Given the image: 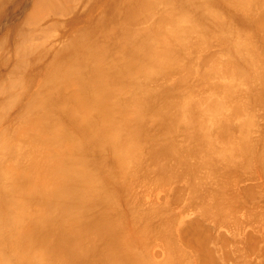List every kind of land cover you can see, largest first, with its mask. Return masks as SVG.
<instances>
[{
    "label": "bare ground",
    "instance_id": "bare-ground-1",
    "mask_svg": "<svg viewBox=\"0 0 264 264\" xmlns=\"http://www.w3.org/2000/svg\"><path fill=\"white\" fill-rule=\"evenodd\" d=\"M234 3L241 4L238 5L241 6V8L234 7L237 10H232V8L230 9V6ZM214 4L220 7L222 6L227 12L228 16H230L232 20H234L238 24H241L242 26H246L248 24V20H250V23H252L250 16L251 18L255 17L254 19L256 20V17L259 15L257 18L258 22L255 21L258 26L256 27L254 24L256 28L253 27L254 29H251L257 30L258 27L261 26L259 29L261 30L262 28V30H264V27H262L264 26V12H261L264 11L262 10L264 6H261L264 5V0H0V264H153L154 262L150 263V260L146 257V259L143 260L144 256L140 255L141 252H139V254L135 253L138 248L136 247V249L134 245H132L133 243L131 244V241L128 240L123 234L126 230H123L125 225H123L124 227L122 228V223L124 224L125 222L121 223V221L119 220L116 221L115 219H110V216H113L114 214L112 212L113 209H111L112 213H110L109 205L107 208V204H105V202L107 200L108 202L110 201V196L112 197L113 192L108 189L105 183L102 182L101 184V182H98L100 172L104 170V173L108 171H110L111 173L113 172L112 167L124 166L126 165L128 160L131 159V162H134L133 164L136 170H139L140 174L143 175V178L152 176L149 173L152 174V172H154L157 173V177L158 173H160L159 175L161 178L165 177L166 179H168V177H166L168 174L166 173L170 170L172 172L176 170L175 172L178 171L177 173L179 174V176L178 174H176V176L174 175L175 173H171L173 175H170L172 179L174 176L179 177L180 179V175H184V177H181L182 179L185 178V176H188L187 179L191 176L190 178H192V180L188 179L187 181V179H185L186 182H188V184L192 183L194 184V186L195 184H197V187H192V184H190L191 187L189 186V193H191L193 190L194 192L192 193H199L201 192L200 190H203L202 192L207 191L208 193L206 192V195H208L210 192L217 193L221 190V188H223L226 181L233 180L230 176L228 177L227 175V177L229 178L228 179L226 175L223 174L225 172L224 168H226V174L230 173V175H232L233 177V172L235 170H241V168L238 169L239 167L236 164L241 166L243 164L246 165L253 162L252 158L249 160L252 155H249L248 158V155H246L245 153L248 152L249 154L250 148L253 145L255 146V143L259 142L258 140L261 137L257 134V136L260 138L256 139L257 141L254 138L257 137L256 133L258 132V127H256L255 129V135L250 134V131L248 130L247 131L249 132V134L245 132V127L250 125L248 123H250L253 118H257L255 115H253V113L248 112L250 110L248 108V105L250 104L246 103L248 99L246 100V102L243 101L246 99V97L243 99V95L245 93L243 92V90L242 94L241 90L245 89V86L244 88L238 86L240 85V82L242 83L244 81V79L247 80L246 78H244L246 77V75H244L242 68H238L239 63L236 59L235 61L231 55H229L230 59H232L231 62L233 63L234 60V62H236L234 63V65L237 64L236 66H234L233 64L231 65V63L229 66H227L228 61H230L228 60L229 56H226V59L223 53L222 55L225 58H223V60L228 61L222 62L223 60L220 57L222 56L221 53H219L220 56H217V52L221 51L220 49L222 48H220L219 50L216 49L217 55L215 56L213 54V51H211L213 58L216 56L218 58L220 57L219 59H221L222 61H219L220 65L221 62L223 63L222 67L218 64V59V63L216 65V60L214 61L215 58L213 59L212 55L210 56V54H207V56H205V54L204 57L206 58L204 60V57L202 56L203 53L201 51L202 49L198 48L201 44H203V46H207L204 43H199L200 40L201 42H206V39H203L205 36L204 34H206L204 33V26H206V23L214 25L221 23V18H218V20L213 15L216 12V16L219 17V15H217V9L213 11L211 10L212 13L209 12V9H211ZM244 4L246 5L243 7ZM204 5H209L212 7H207L209 11H204ZM231 7H233V5ZM257 9L261 10H259V12H256L258 11ZM208 14H210L212 18L214 17V22L209 21L211 17ZM251 14H253V17ZM260 16L261 20H259ZM218 26L219 24L217 25V27ZM219 29L220 31L224 30H221V26ZM196 30H200V33L198 31L196 32ZM252 30L248 29L247 31L250 33ZM256 30L252 32L255 33ZM245 31L246 30H244V32ZM258 31L259 30H257V33H255L256 35H252L256 37L259 33ZM226 32H228V30ZM197 33L199 34L197 35ZM222 34L224 35V32ZM246 34L249 35V38L251 37V34ZM202 35L204 36L202 37ZM262 35L263 34H261V36ZM196 36H200V39ZM215 36L217 38L220 37H218L217 35ZM194 37H196L197 39ZM262 37V39H264V35ZM192 38L193 40L191 41ZM253 38L254 37L249 39H252L251 44L254 43ZM196 40H199V44ZM246 40L247 39H245V42ZM213 41H210V43H213ZM194 42L199 45L197 49ZM256 42L258 41L256 40ZM256 42L255 45H258L259 43L256 44ZM259 42L262 43V41ZM248 43H250V41ZM224 45L226 44L224 43ZM203 46L201 45L200 47ZM260 46H262V44ZM254 47L258 48L259 45ZM193 48H195L196 50ZM206 48L210 49V47H204L203 49ZM263 48L261 47L260 49L264 50ZM256 50L258 51V49ZM193 51H195L194 53L199 54L196 55L193 53ZM203 51L205 53V50ZM191 53L192 57L190 56ZM200 53L202 54L200 55ZM225 54L228 55L227 53ZM193 55L196 61H199L197 59L199 55L201 57H199V59L202 60L200 61V64H198L200 67L195 64L198 68L196 69V71L192 68L195 67L194 64H192L193 66L187 65L190 64V62H193L188 61L190 60V58H193ZM209 58H211L213 61H210ZM182 61L184 62V64L181 63ZM205 61L206 63L208 61L209 62L207 64H204ZM180 63L182 66L180 65ZM201 65H205V67L207 65L209 66L207 69V67L205 68L203 66L201 68ZM176 66L178 67L176 68L177 71L175 70L176 74H174V69ZM180 67H183L182 72H178V69H180ZM200 68L201 70H203L201 71L202 75L199 74ZM203 68L206 72H204ZM171 69L173 70V72H166L167 70L172 71ZM230 69H234L236 71V74L233 73L235 71L232 70L231 72ZM157 72L160 73L158 74ZM183 72L184 74L187 73V75L185 76L184 74H182ZM153 73L158 76L155 77ZM166 73L167 75L168 73L170 75L171 73H173L172 75L179 76V79L176 77L177 88L179 87L178 82H186L185 84L180 83L181 89L186 88V91L187 83L190 85L195 79L196 85H194V83L193 86L191 85L190 87L187 85L190 89L193 87L194 89L192 88L193 90H191L195 91V93H197V91L199 92L200 90L203 91L204 89L206 91L207 89L205 86L207 83L208 87H210L211 84L210 88L214 91L209 90L208 88L210 93H204H207V95H204L203 93H197L196 95L192 93L188 88V90L190 91L189 96V91H186L185 93V91H183V89H179V87L178 89L179 91H181L180 93L179 91H175L178 89L174 85L175 81H172L173 76L171 78V76L168 75L170 76V79H166ZM189 73H191L192 75ZM150 74H153L152 76H154V78L151 77L152 79H154L151 82L148 80L150 79L148 77ZM163 75H165L166 77H162ZM188 75L190 76V78L188 77ZM195 75H200L199 79L201 80L202 78V80L204 81L202 82L197 79L196 82L197 76ZM260 75H262V79H264V73L261 74L260 72L259 77H261ZM191 76L194 77V79ZM160 77L161 80L159 79ZM186 77L191 81L189 80V82H187L188 80ZM155 78H158L160 81L156 80ZM213 78H216L217 81H215L216 79L212 80ZM219 79H222L221 82L225 80L227 83L225 81L221 83ZM232 79H234V81H232ZM237 79H239V81ZM142 80H144L145 83ZM146 80H148V83L146 82ZM162 80L164 81L161 82ZM167 80H170L171 83L174 82V84L172 83L171 85L170 83H168L170 84L168 85ZM211 80L215 82L210 83ZM236 80L237 82H239V84H236ZM158 81L159 84L163 85V87L165 88H163L161 85L159 87V84L157 83ZM218 81L220 83H218ZM153 82H155L153 85H155L156 87L151 86L149 88L147 84L149 85V83L152 84ZM201 82H206V84L204 83V85ZM165 83L168 86H166ZM197 83L201 84L198 85ZM219 84H222V86H220ZM197 85L199 87L202 85V87H200V90ZM203 85L205 87L204 89H202ZM73 86L75 87L73 88ZM116 86L118 87L115 88ZM169 87H172L173 90ZM196 88L197 91L195 90ZM69 89L72 90L69 91ZM115 90H118L120 92L123 91L122 93H128L129 97H125L127 96V94H123L122 97L125 98H119L118 100V94ZM130 90H134V92L136 90L135 94L133 92L129 95ZM182 91L185 93V96H183ZM254 91H256V89H254ZM137 92H139L140 94H138ZM177 92H179V94H177ZM247 93L248 92H246L245 96L247 95ZM131 94L134 95L132 96ZM192 94H194L195 96ZM186 95L187 99H185ZM130 96H132V98ZM188 96L190 97V99L188 98ZM245 103L248 107L245 105ZM255 107H257V105H255ZM263 108L264 107H261L262 111H264ZM247 109L249 110L247 111ZM115 111L119 112V115L121 116L120 121H118L116 117H114L116 113ZM148 111L150 112L148 113ZM250 111H252V109ZM255 111L256 110H254V112ZM153 113H155V115L157 114V116L154 117ZM244 113H248V119L244 118ZM147 114H150V116H152L153 118H147ZM258 115L259 114H257V116ZM261 115L262 114L260 113V116ZM248 116L246 115V117ZM251 116L254 117L252 118ZM149 118H152V120H154V123L149 120ZM254 119L252 121H259L258 119ZM148 121H151L150 123H152V128L151 124L148 123ZM155 122L158 124L155 129H163L162 131L160 130L161 132L158 131L159 134H154L156 132V130L154 129V125L156 126ZM236 122H238L241 127H239ZM235 123L237 125V132L239 128L241 131V134L237 133V135L239 134L238 139L234 138V135L236 134L231 133V131H233V127H235L233 126V124L235 125ZM159 124H163V128L161 125V128H159ZM148 127L149 129H147ZM150 128L152 130L154 129L155 132H152ZM248 129L250 130L253 128L248 127ZM147 130H149V132L154 135H151L150 133L148 134ZM253 132L251 130V133ZM183 133L186 134L188 141L184 138H181ZM245 135L254 136V139L251 136L248 138L249 140L250 138L255 140L254 144H252L253 141H249L248 139H246ZM178 137L179 141L176 142L174 139ZM183 139L188 142L187 145H185L186 142H184ZM147 140L149 142H147ZM182 140L184 143L180 142ZM146 142L150 144V148H153L152 150L149 149L150 151L146 150L149 153H145L146 156L150 154L151 160H149V157L148 159H146L149 160V162L152 161L151 164L153 168L148 167L149 164L148 166H146L145 163L143 165V161L140 158L142 157V155L143 158L146 157L144 153H142L141 155L136 154V150L139 147L141 148V145L144 143L146 146ZM219 142H221L222 144H219ZM249 142H251V144ZM152 144L157 148L154 149L155 146L152 147ZM190 144L193 145L190 146ZM262 145L263 143L261 142V146ZM253 147L251 149H253ZM255 148L256 146L254 147V150ZM137 155H140V158ZM262 157L264 158V156ZM247 159L248 162L246 161ZM259 161H261V159ZM235 165L238 168H235ZM231 168L232 170L234 168L232 174L231 172H229L231 171ZM198 169L199 171H197ZM203 169H207V171H204ZM179 170H182L184 174L182 173V171H180V174ZM200 170L204 171L203 173H211L207 174L208 177L204 174L208 178H206L207 181H204L205 176L203 175V173H200ZM195 171L197 172V174L200 173L199 176L195 175ZM221 171L223 173H221ZM214 173H217V176ZM247 173L250 174V172L248 171ZM253 173L251 175H253ZM108 174L106 173L107 177ZM201 174L203 177L201 176ZM213 174L215 175V177ZM223 175H225V178H222ZM237 175H239V173ZM113 176L116 178L115 175ZM200 176L203 178V180ZM109 177L111 178V174ZM197 177L200 180H197ZM218 177L222 180H226L227 178L226 181L223 180L224 182H222V187H219V185L222 183L221 180H217ZM238 177H240V175ZM127 179L131 181V179ZM189 180L191 181L189 182ZM194 180L196 183H193ZM175 181L176 178L172 182ZM218 181L220 182L218 183ZM231 181H228V183L231 184ZM211 182L214 183V186H216L215 188H211L212 186H209L212 185ZM205 184L206 187L200 188V186H205ZM235 185L237 188V182H235ZM208 186L209 190L214 189L215 191H209ZM227 186L226 189H229V187L227 188ZM233 186H230V189ZM248 187L249 186L245 187L247 188L245 189L246 191L248 190ZM184 188L185 187L183 186V190ZM254 188L255 185L251 189ZM223 189L225 190V186ZM223 189L221 190L222 192H218L217 195H224L225 193L228 194V191H224ZM233 189L234 187L232 188V190ZM126 190H128V188ZM180 190L178 188L179 192H183L181 188ZM239 190L240 189H238V191ZM245 190L243 192H245ZM97 192L98 194H96ZM182 194L181 196H183ZM249 194L247 198H250L253 195L251 193V195L249 196ZM193 195L194 194H191V196ZM235 195H227L226 197L230 198L233 196L235 199ZM243 195L244 194H242V196ZM254 195H258V192ZM103 196H105L106 199H109H105V201ZM184 196L186 197V194ZM213 196L215 195L212 194L211 196H209L207 201H205L206 199H204L203 197L199 198V200L202 199L201 201H203V203L200 201L199 205H193H198L201 207H199L201 210H197V213L201 211V215L205 213L217 219L221 217L224 218L225 214H230V216H232L231 212H237L236 209L234 211H231L233 207L230 208V203H234L232 201L233 197L230 198V202L228 201L229 198L227 199L229 203L227 205V203H222L223 199H219L221 200V204L217 202L219 200L215 201L216 203L210 201L209 199L211 197V199H213ZM237 196L239 197L238 194ZM195 197L196 196L194 195L193 197H191V199ZM197 197H199V195ZM175 198L176 197H174V199ZM179 198H176L175 200L178 199L179 202ZM187 198L189 197H186L185 200H188ZM182 199H180V202ZM195 199L193 200L197 202L198 199ZM236 199V202H238V200H240V197L239 199ZM103 200L105 201L104 203ZM161 200L163 199L161 198ZM173 200L171 199L170 203ZM209 202H212L213 206L215 204V207L217 203L220 207L222 206V204L227 205L226 207L228 208H224L225 206H222L223 210H221L225 214L223 212L219 213L217 210L213 212L214 210L212 209H214V207L212 206V203H210L211 205L209 206H212L213 208L207 206ZM224 202L226 201L224 200ZM249 202L245 203L247 205V208H249ZM110 203L113 202L110 201ZM159 204L158 206L155 205L154 209L158 208L160 206ZM203 204L207 205L204 206ZM96 206H100L106 212H104L100 207H98L100 208V210L95 209ZM233 206L236 207V205ZM151 207L153 206L151 205L150 209ZM168 207L169 206H166V208ZM220 207L218 208L221 209ZM117 208L119 207L117 206ZM197 208L198 207H196V209ZM208 208L212 209L209 210ZM240 208L242 209V207ZM92 209L94 210V212ZM207 209L210 212H213V214L211 215L207 213ZM225 209L228 210L227 213ZM91 210L94 214L99 213V215L95 214V216L94 214H92ZM96 210H102L101 212L103 213L98 211L95 212ZM107 210L109 216L107 215ZM184 210L186 211V209ZM229 210L231 212H229ZM158 211L156 214L159 216L160 213ZM164 211L162 212L165 213L166 211ZM244 211L245 210H243V212ZM249 211L250 210L246 212ZM154 212L156 211L154 210ZM216 212L218 213V217L214 216L216 215L214 214ZM253 213L255 214V212ZM219 214H221L220 217ZM238 214L236 215L237 217L234 216L235 214L233 215V217L237 219ZM254 214L251 215L250 212L248 217L250 218V215L254 216ZM157 215H155L154 217L156 218ZM163 216L165 218L167 217L164 214ZM163 216H161L160 218H163ZM230 216H226L227 222L229 218L231 219ZM114 218L116 217L114 216ZM165 218H163V220ZM204 218L200 219L203 220ZM246 218L245 222H247ZM168 219L169 221L171 220L169 217ZM200 219L196 218L197 221H199ZM155 220H152L150 224H152ZM196 220H194L193 218V220L190 219L188 222L192 221L193 225H191L194 226V222H196L195 225L198 223ZM213 220L215 221V219ZM241 220L242 218L239 221ZM164 221L165 222L162 221V224L165 223L163 225L169 227L165 228L166 230H164L167 232L170 229L171 232L172 230L170 224L172 220L170 222L168 221V225L166 224V220ZM222 221H224V219H221L220 223H222ZM157 222H159L160 224V221ZM206 222L207 221H205V224ZM229 222L234 221L232 220ZM229 222L226 224L227 226H230L232 224L231 223L229 225ZM220 223L217 224L220 225ZM224 223L225 222H223V224ZM236 223H238V225H241L238 221ZM199 224L201 226V223H198L197 225L199 226ZM139 225L141 226V224ZM187 225L188 227H190L189 224L184 225L185 229L183 232H193V229L191 228L192 226L188 228ZM232 225L235 224L233 223ZM157 226L158 224L156 225V227ZM200 226L199 228H203ZM231 227L235 228L237 226H230V229ZM240 227H242V225ZM162 228L163 227L159 229ZM122 230L123 233H121ZM195 230L196 232L191 233L193 237L191 236V234L187 233L188 237L186 238L185 234L184 237L188 240V242L189 240H192V238L195 241H191L189 242V244L187 242L188 245H186L189 246L190 243L191 245L192 243H199L197 244L198 248L194 247L195 250L197 248V251L201 250L200 247L202 246L204 248L205 243H207V246L209 247L210 245L207 240H209L211 235L206 240V236L200 235V233L203 230L201 234H206L210 229H206L207 231L205 232V228L197 230L196 226V229H194V231ZM233 231L235 232L237 231V229H233ZM233 231L231 232L233 233ZM221 232L223 231H220V233ZM153 233L155 234V232ZM195 233H199V237L197 235V237L194 238V236H196ZM220 233L218 232V236H220V238H217V235L214 233L215 238L218 239V242L221 241L219 239L223 238V241H221V243H225V240L228 237H224L225 233L223 234V237H221V235H219ZM238 233H240V231ZM252 233L253 232H251L250 234L253 235ZM120 234L121 236L119 237ZM166 234L168 235V232ZM206 235L208 236L209 233ZM241 235L239 236L241 237ZM122 236L125 238H123ZM169 236L171 237L172 234L166 236L170 240L171 238ZM173 236L172 240H175ZM179 236L181 237L182 235ZM234 236L233 241L235 239L237 240V238ZM189 237L192 238L190 239ZM201 237L202 239H204L205 237V240H202ZM128 238L130 239V237ZM161 238L160 240H162ZM185 238L184 240H182L183 244L186 243ZM217 239H213L212 237L211 240L210 238V244H212V242L215 240L216 246L218 248H220L221 246L220 249L225 248V252L233 248L232 245L230 248H227L229 247L227 245L225 247H222L223 245H221L220 242V246H218L219 244H217ZM169 240L167 241L169 242ZM252 240L250 241L249 239H247V241H250V243L252 242ZM203 241L204 245L201 244L203 243ZM241 241L242 240H239V243L238 241L234 242L242 244L243 241ZM141 243L143 244V242ZM170 243L172 242H169V245L171 246ZM214 243L213 245H215ZM257 243L259 244V242ZM166 244L167 242H165L164 245ZM172 244H175V242ZM245 244L247 245V243ZM213 245H211L212 250L214 249V247H212ZM228 245L230 244L228 243ZM172 246L174 247V251L175 249H178L177 245L176 247L175 245ZM207 246H205V248L209 249L210 247L208 248ZM248 246H250V244ZM173 247H170L169 251H171ZM217 247H215V249L213 250V252L216 250L218 254L217 257L216 254H212L214 257H216V259H219L218 257L221 258V256L225 257L223 255L226 254V258L230 259L231 255L235 256L234 254L242 252L240 251V249L238 250V248L234 246L235 249L233 248L231 253L236 251L235 253L228 255V253H223L221 250V253H223L222 255L220 254V249H217ZM7 248L10 252L9 255L6 254ZM211 248L209 249L210 252L207 251V253H212ZM251 249H253V247H251ZM178 250L175 251V254H172L176 255L178 253ZM197 251L195 253H197ZM204 251L205 249L203 250V253ZM201 252L202 251L198 252L195 255V260H198L199 256L197 255L199 253L203 255V253ZM207 253L205 252V254ZM180 254H182L183 256V252H181ZM237 254L235 256V259L233 258L234 260H236ZM212 255H203V258L204 256L209 258L212 257ZM242 255L245 256L246 254L243 253ZM177 256L174 257L177 258ZM246 256L248 257L249 255ZM262 256H264V254ZM214 257L211 258L213 263L210 258L206 259V261H211V264L217 263L216 261H218L217 264H219L220 262H222L221 260H224V262L225 260L229 261L226 258L216 260ZM242 257H238L239 261L244 258ZM181 258L182 257L180 255V258L178 257V259H175V262L177 260L179 262ZM248 258H246L245 260H247ZM185 259L186 258L184 257V260ZM251 259H249V261H252ZM146 260H148L149 262H146ZM257 261L258 260H256L255 262ZM175 262L173 263L175 264ZM236 262L238 261L236 260ZM239 263L243 264L242 262ZM200 264H202V262ZM205 264H210V262H206ZM250 264H252V262Z\"/></svg>",
    "mask_w": 264,
    "mask_h": 264
},
{
    "label": "rangeland",
    "instance_id": "rangeland-1",
    "mask_svg": "<svg viewBox=\"0 0 264 264\" xmlns=\"http://www.w3.org/2000/svg\"><path fill=\"white\" fill-rule=\"evenodd\" d=\"M236 3H234V4H232L233 5V7H231L230 6V9L232 8V10L234 9V10H237V9H235L236 7H240L241 8V6H238V5H241V4H236ZM246 4H244L243 5V7L245 6ZM262 7L264 6V5H261ZM211 8L212 6H206V5H204V11H206V10H208V8ZM235 7V8H234ZM242 7V8H243ZM219 8V9H218ZM217 9V10H216ZM210 10V11H209ZM208 11L209 12H211L212 13V11L213 10H216L217 11V15H219V17L218 16H216V12L213 14L214 15V17H216L217 19L218 18H221V23H218L219 24V26L217 27V25L218 24H216V25H214V24H210V23H206V26H204V33H206V34H204V35H202V37L204 36V38L203 39H206L205 41L206 42H204V41H202L201 42V40L199 41V40H196L197 41V43H198V41H199V43L201 44V43H204V44H206L207 46H203V44H201L203 47H200L199 45H197L195 42H194V44L196 45V49H197V47L199 48V49H202L201 51H202V53H200V55L202 54V56L204 57V55L205 56H207V54H210V56L212 55V53H211V51H213V54H214V56L215 55H217V53H218V55L217 56H220V54L219 53H221V55H222V53H223V55L225 56V58L227 59V57L229 56V55H231L233 58H234V60L236 59L237 60V62L240 64H238V68H242V70H243V73H244V75H246V77H244V78H246L247 80H245L244 79V81L241 83L240 82V85H238L239 87H243L244 88V86H245V89H240L241 90V92L243 91L245 94H246V92H248L247 93V95L245 96V94L243 95V99L246 97V99L245 100H243L244 102H246V100L248 99V101H250V102H246V103H248V104H250V105H248L247 106V104L245 103V105L251 110L252 109V111H250L249 109H247V111L248 112H251V113H253V115H255L257 118H255L256 120L258 119L259 121H252L254 118V116L252 117V118H250V119H252L251 121H250V123H248V124H250L249 126H246L245 128V132L247 133V134H249V132L248 131H250V134H254L255 135V133H256V127H258L257 129H258V132L256 133V136H257V134L261 137H254V136H251L252 138L254 137L255 138V140L256 139H258V138H260L258 141L259 142H257V143H255L256 145V148H255V150H254V147H253V149H251L250 148V150H249V154H248V152H246L245 154L246 155H248V158H249V155L251 156L252 155V157H250L249 158V160L252 158V163H248V164H243V165H238V164H236L235 166V168H238V169H240L241 168V170L239 171L238 169V171H234V168H233V170H232V168H231V171H229V172H231V174H232V171H234L233 173H234V176L232 177V175H230V173L229 174H226V168H224V173L221 171V173H223V174H225L226 175V177H227V175H228V177L230 176L233 180V183H232V181L231 180H228V181H231L230 183L231 184H229L228 183V181H226L227 180V178H226V180L225 179H223L224 181H226L225 183H227L228 184V186H227V184H225L224 183V186H225V190L226 191H228V194H226L224 191V186H223V183L222 182H224L222 179H219V177L217 178V180L219 179V180H221V183L222 184H220L219 185V187L222 185L223 186V188H221V190L223 189L224 191V193L226 194V196L227 195H232L233 194V196L235 195V199L236 198H238L239 199V197H240V200H238V202H236V200L234 199V197H233V199H232V201L234 202V203H230V208H232L231 209V211L233 210H237V212H235V213H233V212H231L230 210H229V212H231V214H232V216H230V214L229 215H227V214H225L223 211H221V210H223V207L222 206H225L224 208H228V207H226L229 203H228V201L229 200H231L230 198H232V197H226L225 196V194L224 195H222V194H219V195H217V193L218 192H222L221 190L220 191H218L217 193L216 192H210L208 195H206V192L204 191V192H202L203 190H200L201 192H197V193H192V192H194V190L191 192V193H189L190 192V187H191V185L190 184H192V183H190V184H188V182H186V180L185 179H187V177L185 176V178H181L182 176L184 177V175H180L181 177H180V179H179V177H176L177 175L176 174H178L177 172H175L174 170V172H172L171 170L169 171V172H165L166 174H168L166 177H168V179H166L165 177H160V173H158V177H157V173H154V172H152V174L151 173H149L150 175H152V176H149L148 178H146V177H144L143 178V175H141L140 174V172H139V170L137 171L136 170V168H135V166H134V162H131V159H129L128 160V162L126 163V165H124V166H114V167H112V170H113V172H111L110 173V171H108V172H106L107 174H108V177H107V175H106V173H104L105 171L104 170H102V172H100V175H99V177H98V182H101V184H102V182L103 183H105V185H107V187H108V189L111 191V192H113V194H112V197L110 196V201L111 202H113V203H110V201L108 202V200L107 199H109V198H105V196H103V198H104V200L106 201H104L103 200V203L105 202V204H107L106 206H107V208H108V205H109V212L110 213H114L113 214V216H110V219H112V220H116V221H121V223L122 222H125L124 224L122 223V228L124 227L123 225H125V227H124V229L123 230H126V231H124V233H123V230L121 231V233H123L124 235H125V237L128 239V240H130L131 241V244L132 245H134V247L137 249V251L135 252V253H137V254H139V252H141L140 253V255L141 256H144V258H143V260H145L146 258L147 259H149L150 260V263L152 262H154L153 264H174L173 262H175V259H178V257L180 258V255H181V260H179V262H178V260L175 262V264L177 263V264H200L201 262H202V264H205L206 262H210V264H211V258H213L214 256V254H216V257H217V252H216V250L213 252V250L215 249V247H217L216 246V241H215V243H214V241L212 242V244H210V238H211V240H212V237H213V239H217L218 237L220 238V236H218V232L220 233V231H223V232H221L219 235H221V237H223V234L225 235L224 237L225 238H227L226 240H225V243H221V241H223L222 239H219V240H221V241H219L220 243H221V245H223L222 247H225L226 245L227 246H229V247H227V248H230L231 247V245L233 246V248L235 249V247L236 248H238V250L240 249V251H242L243 253H245L246 255H249L248 257L246 256V258H248L247 260H245L246 258H245V256H243L242 254V252H239L238 254L239 255H241V256H239L237 253V258H236V260L238 261V262H236V260H234L235 259V256H236V254H234L235 256H232L231 254H233V253H235V252H232L231 253V251H232V249L230 250L229 249V251L227 250L226 252L224 251L225 250V248H223V249H220L221 248V246H220V244H219V242H218V239H217V244H219L218 246H220V248H218L217 247V249H220V254H222L223 255V253L225 252V253H228V255H231L230 256V259H228V258H226V256H227V254L226 255H223V256H225V257H222L221 256V258L223 259H228L229 261H227V260H225V262H224V260H221V258L220 257H218L219 259H216V257H214L216 260H221L222 262H220L221 264H230V263H232V264H234V263H236V264H240L239 262H242L243 264H244V261H245V264L246 263H248V264H250L251 262H252V264H264V256H262L263 254H264V250H263V248H264V241H262V240H264V158L262 157V156H264V152H263V149H264V114H263V112L264 111H262V109H261V107H264V79H262V75H260L261 77H259V74H260V72H261V74H263L264 73V50H261L260 48L262 47L263 48V40L264 39H262L263 37V35H264V30H262V28H261V30L259 29L261 26H259L258 27V29L257 30H259L258 32V35L255 37V36H253L252 34H255V33H257V30H256V32L255 33H253L252 31H255V30H252L251 28H256L257 26H258V24L256 23V22H258L257 20V18H258V16L256 17V20L254 19V18H251V16H250V19H251V21H252V23H250V20H248V24L246 25V26H242L241 24H238V23H236L234 20H232L231 18H230V16H228V14H227V12L225 11V9L221 6H217V5H215L214 4V6L211 8V9H209ZM212 10V11H211ZM221 10V11H220ZM258 10V9H257ZM259 10H261V9H259ZM259 10L258 11H256V12H259ZM262 10H264V8L262 9ZM261 12H264V11H261ZM260 12V13H261ZM207 13V12H206ZM210 13V14H211ZM210 14H208L210 17H211V19L209 20V21H211V22H214L213 20H214V17L212 18V16L210 15ZM223 14H225V15H223ZM257 14H259V13H257ZM252 15V17H253V14H251ZM262 15V14H261ZM224 18H226V19H224ZM253 19V20H252ZM219 20V19H218ZM259 20H261V16L259 17ZM217 21V20H216ZM256 21V22H255ZM231 23V24H230ZM226 24V25H225ZM254 24H255V26H254ZM249 25H251V26H249ZM210 26V27H209ZM212 26H214V27H212ZM220 26H221V30L222 29H224V30H222V31H220ZM231 26V27H230ZM218 29H217V28ZM227 27V28H226ZM237 27V28H236ZM262 27H264V26H262ZM207 28H210V29H207ZM216 28V29H215ZM226 28V29H225ZM234 28V29H233ZM253 28V29H254ZM215 29V30H214ZM239 29V30H238ZM242 29V30H241ZM252 30L250 33L247 31V30ZM211 30V31H210ZM228 30V32H226ZM244 30H246L245 32L246 33H248V34H251V37L250 38H252V37H254L253 39L255 40H253V42L254 43H252L251 44V41H252V39L251 40H249L250 38H249V35H247L245 32H244ZM198 30H196V32H197ZM234 31V32H233ZM199 33H200V30L198 31ZM210 32H212V33H210ZM224 32V35L222 34ZM237 32V33H236ZM240 32H241V34H240ZM199 33H197V35L199 34ZM215 33V34H214ZM230 33V34H229ZM263 34L262 36H261V34ZM238 34V35H237ZM196 35V34H195ZM214 35V36H213ZM215 35H217L219 38H217ZM224 37H223V36ZM226 35V36H225ZM256 35V34H255ZM201 36V35H200ZM200 36L198 37V36H196L197 38H199L200 39ZM222 36V37H221ZM240 36H244L243 38L242 37H240ZM260 36V37H259ZM196 37H194V38H196ZM215 37H216V39H215ZM226 37V38H225ZM234 37H236V38H234ZM196 38V39H197ZM224 38V39H223ZM234 38V39H233ZM256 38V39H255ZM215 39V40H214ZM218 39H220V40H218ZM226 39H227V42H226ZM230 39H232V40H230ZM245 39H247L246 40V42H245ZM262 39V40H261ZM193 40V38L191 39V41ZM214 40V41H213ZM236 40V41H235ZM256 40L258 41V42H256ZM210 41L212 42L213 41V43H210ZM220 43H218V42ZM235 41V42H234ZM250 41V43H248ZM259 41H262V43L261 42H259ZM217 42V43H216ZM230 42V43H229ZM238 42V43H237ZM243 44H242V43ZM255 42H256V44L257 43H259L258 45H259V47L258 48H255L254 46H258V45H255ZM192 43V42H191ZM198 43V44H199ZM224 43L226 44V45H224ZM237 43V44H236ZM246 43V44H245ZM262 44V46H260L261 44ZM213 44V45H212ZM232 44V45H231ZM194 45V46H195ZM212 45V46H211ZM221 45V46H220ZM240 45H242V46H240ZM214 46H215V48H214ZM220 46V47H219ZM240 46V47H239ZM204 47H210V49H203ZM213 47V48H212ZM227 47V48H226ZM212 48V49H211ZM220 48H222V49H220ZM238 48V49H237ZM193 49H195V48H193ZM195 49V50H196ZM198 49V50H199ZM216 49H220L221 51H219V52H217L216 53ZM226 49H227V51H226ZM228 49H230V50H228ZM256 49H258V51L256 50ZM264 49V48H263ZM203 50H205V53H204V51ZM214 50H215V52H214ZM217 50V51H218ZM223 50V51H222ZM239 50V51H238ZM244 50V51H243ZM256 50V51H255ZM231 51V52H230ZM241 51H242V53H241ZM248 51V52H247ZM195 51H193V53H194ZM198 52V51H197ZM208 52V53H207ZM210 52V53H209ZM254 52V53H253ZM225 53H227L228 55H226ZM249 53V54H248ZM194 54H196V53H194ZM199 53H197L196 55H198ZM238 54V55H237ZM240 54H242V55H240ZM251 54V55H250ZM200 55L198 56V60L199 61H196V59L194 58V55H193V58L191 59L190 58V60H188V61H193V62H190V64H187V65H191V66H193L192 64H196V65H198V64H200V61H202L201 59H199V57H200ZM223 55L222 56H220L221 57V59L223 60ZM244 55V56H243ZM191 57H192V53H191V55H190ZM214 57L213 58V55H212V58L214 59V61L216 62V65H217V63L220 65V61L219 60H221V59H219L218 57ZM227 56V57H226ZM202 57V58H203ZM258 57V58H257ZM201 58V57H200ZM205 58L206 57H204V60H205ZM224 58V59H225ZM229 59L228 60H230V61H228V60H221L222 62H224V61H228V63H227V66H229L230 65V63H231V65L233 64L234 65V63H236V62H234V60H233V63L231 62V60L232 59H230V56L228 57ZM244 58V59H243ZM256 58V59H255ZM210 59V61H213L211 58H209ZM217 59H218V62H217ZM255 59V60H254ZM208 60V59H207ZM206 60V61H207ZM235 60V61H236ZM239 60V61H238ZM194 61H195V63H194ZM206 61H205V63L204 64H207L206 63ZM199 62V63H198ZM221 62V67H222V63ZM243 62V63H242ZM247 62V63H246ZM257 62V63H256ZM182 64H184V62L182 61L181 62ZM181 63H180V65H181ZM213 63V62H212ZM250 63H251V65H250ZM255 64V65H254ZM178 65V64H177ZM179 65V66H180ZM196 65H195V67H192L193 68V70L195 69V71H196V69H198L197 67H196ZM209 65H210V63H209ZM209 65H207L206 67H207V69H208V66ZM237 64H235L234 66H236ZM254 65V66H253ZM182 66V65H181ZM184 66V65H183ZM199 66V65H198ZM202 66L203 67H205V65H201V68H202ZM224 66H225V64H224ZM233 66V67H234ZM178 66H176L175 67V69H174V74H176L175 73V70L177 71V68ZM200 67V66H199ZM205 67V68H206ZM174 68V67H173ZM172 68V69H173ZM183 68V67H182ZM181 67H180V69H178V72H182L183 71V69H182ZM201 68H200V75H202V73H201V71H203V70H201ZM228 68H230V67H228ZM232 68V67H231ZM259 68V69H258ZM171 69V70H172ZM204 69V68H203ZM169 70V69H168ZM166 71V72H173V70L172 71ZM192 70V71H193ZM233 71H235L234 69H232ZM232 70L230 69V71L232 72ZM229 71V70H228ZM263 71V72H262ZM198 72V71H197ZM204 72H206L205 71V69H204ZM156 73V72H155ZM158 73V72H157ZM160 73V72H159ZM158 73V74H159ZM164 73V72H163ZM186 73V72H185ZM233 73H235L236 74V71L235 72H233ZM257 73H258V75H257ZM154 74V73H153ZM153 74H150L148 77L150 78V79H148L150 82L152 81V80H154V79H152L151 77H153L154 78V76L155 77H157L158 75H155L154 74V76H152ZM162 74V73H161ZM165 74V73H164ZM173 73H171V75L168 73V75H170L171 76V78H172V76H173V80L172 81H175V84H174V82H172L174 85H175V87L177 88V84H176V77L178 78L179 76H175V75H172ZM178 74V73H177ZM182 74H184V72L182 73ZM181 74V75H182ZM189 74H191V73H189ZM232 74V73H231ZM235 74H233V75H235ZM166 75H167V73H166ZM167 75V77L165 76V75H163L162 77H166V79L167 78H169L170 76H168ZM180 75V74H179ZM185 76L187 75V73L186 74H184ZM192 75V74H191ZM199 75V76H200ZM195 76H197V75H195ZM199 76H197V78H196V82H197V79H199L200 77ZM188 77L190 78V76L188 75ZM192 77V76H191ZM143 78V77H142ZM175 78V79H174ZM187 78V77H186ZM193 79H194V77H192ZM191 78V79H192ZM156 79V78H155ZM160 80H161V77L159 78ZM158 78L156 79V80H159ZM164 79V78H163ZM170 79V78H169ZM179 79V78H178ZM177 79V80H178ZM182 79H183V77H182ZM216 79V78H215ZM214 78L212 79V80H215ZM260 79V80H259ZM148 80H146V82L148 81ZM159 80V81H160ZM187 82H189V80L190 79H188L187 78ZM200 80V79H199ZM198 80V81H199ZM210 81V83L211 82H215V81H217V79L215 80V81ZM221 80L222 79H219V81L221 82ZM238 81H239V79H237ZM237 80H236V84L238 83L239 84V82H237ZM143 82H144V80H142ZM159 81L157 82L158 84H159ZM164 80H162L161 82H163ZM168 82H167V84L168 83H170L171 85H172V83H171V81L170 80H167ZM180 81H181V79H180ZM183 81V80H182ZM191 81V80H190ZM200 81H204V80H202V78H201V80ZM218 81V83H220ZM225 80H223L222 82H224ZM232 81H234V79H232ZM242 81V80H241ZM246 81V82H245ZM251 81V82H250ZM201 82V83H202ZM207 82V81H206ZM206 82H204L205 84H206ZM221 82V83H222ZM226 82V81H225ZM250 82V83H249ZM145 83V82H144ZM148 83V82H147ZM146 83V84H147ZM155 82H153L152 84H150L149 83V85L147 84V86H149V88L151 87V86H154V87H156L155 85H153ZM181 83V82H180ZM180 83L178 82V85H179V87H180ZM186 83V82H185ZM185 83H181V84H185ZM193 83H194V85H196V83H195V79H194V81L192 82V84H188L187 83V85L190 87L191 85L193 86ZM200 83V84H201ZM204 83H202V84H204ZM209 83V84H210ZM227 83V82H226ZM255 85H254V84ZM157 84V85H158ZM166 84V83H165ZM166 84V86H168V85H170V84H168L167 85ZM198 84V83H197ZM200 84H198V85H200ZM204 84V85H205ZM208 84V83H207ZM207 84H206V89L208 90V88H209V90H213V89H211L210 87H211V84H210V87H208L207 86ZM213 84V83H212ZM224 84V83H223ZM241 84H243V85H241ZM244 84H246V85H244ZM252 84H253V86H252ZM160 85L161 84H159L158 86L160 87ZM186 85V87H187V90L186 91H189L188 90V86ZM197 85V86H198ZM204 85H203V88L202 89H204L205 87H204ZM220 86H222V84H219ZM249 85H250V87H249ZM258 85V86H257ZM157 86V87H158ZM162 87H163V85H161ZM183 86V85H182ZM219 86V87H220ZM257 86V87H256ZM75 86H73V88H74ZM118 86H116L115 88H117ZM161 87V88H162ZM175 87H173V88H175ZM178 87V88H179ZM194 87H196V86H194ZM199 87V86H198ZM200 87H202V85L200 86ZM199 87V90L201 89ZM236 87H237V85H236ZM239 87H238V89H239ZM163 88H165V87H163ZM170 88V87H169ZM177 88V89H178ZM193 88V87H192ZM191 88V89H192ZM260 88V89H259ZM170 89H172V87L170 88ZM179 89H181V87L179 88ZM179 89L178 90H175V91H179ZM183 89V88H182ZM181 89V90H182ZM186 89V88H185ZM185 89H183V91H185ZM190 89V88H189ZM190 89V91L192 92V93H194V94H196L197 95V93L198 94H204L205 92H208V93H210V91L208 90H206L205 91V89L202 91V90H200V91H202V92H198L197 91V88L195 89L196 91H197V93H195V91H192ZM254 89H256V91H254ZM259 89V90H258ZM70 90H72V89H69V91ZM173 90V89H172ZM239 90V91H240ZM246 90V91H245ZM250 90V91H249ZM116 92H117V94H118V100H119V98H125V97H129L128 96V93H122V92H120V91H118V90H115ZM114 91V92H115ZM127 91V90H126ZM137 91H138V89H137ZM182 91V92H183ZM186 91H185V93H186ZM190 91L188 92V94L190 93ZM214 91V90H213ZM252 91V92H251ZM120 92V93H119ZM134 92V90H130V92H129V95H130V93H133ZM135 92H136V90H135ZM135 92H134V94H135ZM140 92H141V90H140ZM158 92V91H157ZM180 93H181V91H179ZM179 92H177V94H179ZM212 92V91H211ZM243 92H242V94H243ZM138 94H140L139 92H137ZM137 93H136V96H137ZM184 92L182 93L183 94V96H185L184 94H185ZM257 93V94H256ZM123 94H127V96H125V97H122L123 96ZM133 94V95H134ZM176 94V93H175ZM181 94V95H182ZM187 94V95H188ZM194 94H192V95H194ZM258 95V96H256V95ZM132 95V94H131ZM132 95V96H133ZM187 95H186V98L185 99H187ZM204 95H207V93L206 94H204ZM132 96H130L131 98H132ZM136 96H134V97H136ZM189 96H190V94H189ZM188 96V98L190 99V97ZM195 96V95H194ZM193 96V97H194ZM193 97H191V98H193ZM183 98V97H182ZM251 98H252V100H251ZM258 99V100H257ZM189 101V100H188ZM259 101V102H258ZM185 102V101H184ZM261 102H262V104H261ZM258 103V104H257ZM255 105H257V107H255ZM259 105V106H258ZM254 106V107H253ZM246 107V108H247ZM259 110H258V109ZM153 110V109H152ZM254 110H256L255 112H254ZM263 110H264V108H263ZM151 111V110H150ZM150 111H148V113L150 112ZM116 113H115V116L114 117H116V119L118 120V121H120V119H121V116L119 115V112H117V111H115ZM153 112V111H152ZM155 112V111H154ZM257 112V113H256ZM156 113V112H155ZM155 113H153L154 114V117H156L157 116V114L155 115ZM260 113L262 114L261 116H260ZM151 114V113H150ZM150 114L147 116V118L148 117H152V116H150ZM245 115H243V116H245L244 118H249V116H248V113H244ZM257 114H259L258 116H257ZM246 115L248 116V117H246ZM250 115V114H249ZM117 116H120V117H117ZM153 118V117H152ZM152 118H149V120H151L153 123H154V120H152ZM242 118V117H241ZM249 119V120H250ZM254 119V120H255ZM260 119H262V120H260ZM148 120V119H147ZM159 120V119H158ZM157 120V121H158ZM150 121V122H151ZM149 121H148V123H150ZM239 122V121H238ZM238 122H236L237 123V125H239V123ZM236 123H235V125L233 124V126H235V127H233V126H231V127H233V131H231V129H230V131H231V133H234V134H236L237 135V133H239V134H241V131H240V128H239V130H238V132H237V125H236ZM151 124V128L153 127L152 126V123H150ZM155 124H156V126L154 125V129H155V127H157V123L155 122ZM254 126H252V125ZM161 124H159V126H160ZM148 126H149V124H148ZM162 126V128H163V124L161 125ZM161 126L159 127V128H161ZM239 127H241L240 125H239ZM248 127H251V128H253V129H248ZM259 127H260V129H259ZM150 128V129H151ZM147 129H149V127L147 128ZM154 129L152 130V132L154 131ZM235 129H236V131H235ZM150 130V131H151ZM156 130V132L154 133V134H156V133H158L159 134V132L158 131H162L163 129H155ZM248 130V131H247ZM251 130H252V132L253 133H251ZM148 131V134L150 133L149 132V130H147ZM160 131V132H161ZM183 132V131H182ZM261 134H260V133ZM245 133V134H246ZM147 134V135H148ZM151 134V133H150ZM154 134H151V135H154ZM157 134V135H158ZM179 134V133H178ZM238 134V135H239ZM163 135V134H162ZM176 135V134H175ZM174 135V136H175ZM236 135H234L235 137V139H238V135H237V138H236ZM150 136V135H149ZM179 136V135H178ZM233 136V135H232ZM246 136V135H245ZM250 136H246L245 138L246 139H248ZM180 137V136H179ZM179 137L178 138H175L174 140L176 141V142H178L179 141ZM240 137V136H239ZM263 137V138H262ZM181 138H184V139H186L187 140V136H186V134H184L183 133V135L181 136ZM253 138V139H254ZM183 139V140H184ZM253 139H251L250 138V140L249 141H253V143L252 144H254V142H255V140H253ZM181 140V139H180ZM183 140L182 141H180L181 143L183 142ZM188 141V140H187ZM187 141H185L184 140V142H186L185 143V145H187ZM257 141V140H256ZM147 142H149L148 140H147ZM146 142V143H147ZM183 142V143H184ZM261 142L263 143V145L261 146ZM150 143H151V141H150ZM250 144H251V142H249ZM154 144V143H153ZM152 144V145H153ZM219 144H222L221 142H219ZM144 145V146H143ZM149 145L150 144H146V146H145V143L144 144H142L141 145V148L139 147L136 151V154H142V153H144V155L146 156V154L147 153H149V152H147V151H150V150H152L153 148H150L149 147ZM183 145V144H182ZM193 144H190V146H192ZM155 145H153L152 147H154ZM259 146V147H258ZM262 148H261V147ZM144 147H145V152H144ZM147 147V148H146ZM155 148H157L156 146L154 147V149ZM260 148V149H259ZM150 149V150H149ZM142 150V151H141ZM147 150V151H146ZM252 150H254V151H252ZM251 151H252V153H251ZM146 153V154H145ZM151 153V152H150ZM242 153V152H241ZM140 155L138 156L139 158H140ZM144 156V157H145ZM148 157H149V160H151L150 159V154H148L145 158H143V155H142V157L140 158V159H142V161H143V165H144V163H145V165L146 166H148V164H149V166L148 167H150V168H153L152 167V161H150L149 162V160H147L148 159ZM245 157H247V156H245ZM147 158V159H146ZM263 158V159H262ZM261 159V161H259ZM240 160V159H239ZM243 160H244V157H243ZM141 161V160H140ZM247 162H248V159L246 160ZM251 162V161H250ZM259 162H261V163H259ZM140 163H142V162H140ZM253 164V165H252ZM244 165H245V168H244ZM248 165H250V166H248ZM227 166V165H226ZM231 166V165H230ZM247 166V167H246ZM251 166H253V167H251ZM233 167V166H232ZM242 167H243V169H242ZM179 168V167H178ZM248 168H251V169H248ZM134 169V170H133ZM180 169V168H179ZM253 169V170H252ZM178 170V169H177ZM204 170V169H203ZM223 170V169H222ZM228 170H230V169H228ZM245 170H246V172H245ZM252 171V173L254 172H256L255 174L253 173V175H251L252 173H251V171ZM255 170V171H254ZM129 171H130V173H129ZM154 171H155V169H154ZM180 171H182V170H179V172ZM197 171H199V169L197 170ZM201 171V170H200ZM204 171H207V169H205ZM204 171H201L200 173H203ZM209 171V170H208ZM244 171V172H243ZM247 171L248 172H250V174H248L247 173ZM135 172V173H134ZM240 172H242V173H240ZM125 173H126V175H125ZM154 173V174H153ZM173 173H175L174 175H176V176H174L173 177V179H172V177L170 176V175H172ZM182 173H183V171H182ZM195 173V175L196 176H199V174L200 173H198L197 174V172L195 171L194 172ZM208 173H210V172H208ZM208 173H203V175L205 174L206 176H207V174ZM227 173H228V171H227ZM239 173V175H240V177H238L239 175H237ZM248 175H247V174ZM110 174H111V178L109 177L110 176ZM180 174H181V172H180ZM184 174V173H183ZM211 174V173H210ZM210 174H209V176H210ZM214 174H216V176H217V173H214ZM213 174V175H214ZM218 174H220V173H218ZM113 175H115L116 176V178L113 176ZM142 177H141V176ZM204 175V176H205ZM213 175H211V176H213ZM225 175H223L222 176V178H225ZM140 176V177H139ZM173 176V175H172ZM178 176H179V174H178ZM193 176H194V174H193ZM201 176H202V174H201ZM200 176V177H201ZM204 177L205 179H204V181L206 180V178L208 177ZM221 176V175H220ZM191 177V176H190ZM188 178V179H191L192 180V178ZM203 177V176H202ZM201 177V178H202ZM214 177H215V175H214ZM213 177V178H214ZM127 178H129V179H131V181L130 180H128ZM175 178H176V181L175 182H172V181H174L175 180ZM194 178H195V176H194ZM136 179H137V181H136ZM141 179V180H140ZM146 179V180H145ZM149 179V180H148ZM164 179V180H163ZM166 179V180H165ZM172 179V180H171ZM182 179V180H181ZM188 179H187V181H188ZM208 179V178H207ZM210 179V178H209ZM215 179V178H214ZM214 179H211V180H214ZM229 179V178H228ZM236 179V180H235ZM238 179V180H237ZM179 180V181H178ZM180 180H181V182H180ZM191 180H189V182L191 181ZM197 180H200V179H198V177H197ZM202 180H203V178H202ZM210 180V181H211ZM217 180H216V182H217ZM130 181V182H129ZM170 183H169V182ZM203 181V182H204ZM207 181V180H206ZM209 181V180H208ZM133 184H132V183ZM200 182V181H199ZM220 181H218V183H219ZM235 182H237V188H236V185H235ZM163 183V184H162ZM168 183V184H167ZM172 183V184H171ZM193 183H196L195 182V180L193 181ZM202 183V182H201ZM208 183V182H207ZM214 183H215V181H214ZM214 183L213 182H211V184L212 185H209V186H212L211 188H215L216 186H214ZM129 184V185H128ZM136 184V185H135ZM150 184V185H149ZM157 184V185H156ZM217 184V183H216ZM177 185V186H176ZM197 184H195V186H194V184H192V187L194 186V187H197L196 186ZM208 185V184H207ZM233 185H235V186H233ZM252 185H253V187H254V185H255V188L254 189H251V188H253L252 187ZM101 186V185H100ZM183 186L185 187L184 188V190H183ZM190 186V187H189ZM209 186H208V190H209ZM221 186V187H222ZM226 186H227V188L229 187V189H226ZM230 186H233L234 187V189L232 190V188L233 187H231V189H230ZM247 186H249L248 187V190L246 191L245 189H247V188H245V187H247ZM202 187H206V184H205V186L203 185V186H200V188H202ZM218 187V186H217ZM262 187V188H261ZM101 188V187H100ZM128 188V190H126ZM178 188H179V190H180V188L183 190V192H179L178 191ZM251 190H250V189ZM167 189V190H166ZM187 189V190H186ZM193 189V188H192ZM204 189V188H203ZM217 189V188H216ZM238 189H240L239 191H238ZM177 190V191H176ZM186 190V191H185ZM196 190V189H195ZM198 190V189H197ZM214 190V189H213ZM212 189H210L209 191H213ZM231 190V191H230ZM245 190V192H243ZM174 191V192H173ZM181 191V190H180ZM199 191V190H198ZM215 191V190H214ZM229 191H230V193H229ZM234 191V192H233ZM238 191V192H237ZM256 191V192H255ZM140 192V193H139ZM180 193V195H179V193ZM257 192H258V195H254L255 193L257 194ZM100 193H102V192H100ZM178 193V194H177ZM183 193V194H182ZM208 193V192H207ZM246 193V194H245ZM250 193V194H249ZM251 193L253 194L252 196H254V197H248L247 198V196H248V194H249V196L251 195ZM96 194H98V192L96 193ZM177 194V195H176ZM181 194L184 196L185 194H186V197H189V198H187L188 200H185L186 199V197L184 198L183 196H181ZM191 194H194L196 197L195 198H197L198 199V201L196 202V201H194L193 199H195V198H193V199H191V197H193V196H191ZM215 195V196H213V199H209L210 201H212V202H214V203H216L215 201H217V200H219V199H223V201H222V203H227V205H223L222 204V206L220 207V206H218V203L219 204H221V200H219V201H217L218 203H217V205H216V207H215V204H214V206H213V203L212 202H209L208 203V205L207 204H205V205H207L208 207H214V209H212V210H214L213 212H215V210H217L219 213L221 212H223L224 214H225V217L224 218H215V217H212V216H210V215H207V214H205V213H203V215H201L202 213H201V211L200 212H198V213H200V214H198L197 213V210L199 211V210H201L200 208V206H198L199 205V203H200V201L202 200H199V198L200 197H203L204 199H206L205 201H207V199L209 198V196H211V195ZM237 194L239 195V197L237 196ZM241 194V195H240ZM242 194H244L243 196H245V197H243L242 196ZM262 194V195H261ZM104 195V194H103ZM165 195V196H164ZM173 197H172V196ZM176 195V196H175ZM179 195V196H178ZM188 195V196H187ZM199 195V197H197ZM163 196H164V198H163ZM217 196V197H216ZM237 196V197H236ZM139 197H140V199H139ZM172 197V198H171ZM174 197H176V198H179V202H178V199L177 200H175L174 199ZM161 198L163 199V200H161ZM182 198H184V199H182ZM244 198V199H243ZM246 198V199H245ZM142 199V200H141ZM173 200V201H176V202H173V201H171V203H170V200ZM180 199H182L181 200V202H180ZM203 199V200H204ZM227 199H228V201H227ZM243 199V200H242ZM248 199H250V200H253V201H250V200H248ZM192 200H193V202H196V203H193L192 202ZM196 200V199H195ZM208 200V201H209ZM224 200L226 201V202H224ZM242 200V201H241ZM248 200V201H247ZM182 201H183V203H182ZM186 201V202H185ZM251 203H250V202ZM114 202H115V205H114ZM202 203H203V201H201ZM230 202V201H229ZM235 202H236V204H235ZM242 202V203H241ZM247 202H249V204H248V206H249V208H247V205L245 204V203H247ZM143 203V204H142ZM145 203V204H144ZM160 203V204H159ZM162 203V204H161ZM172 203H174V204H172ZM202 203H201V205H202ZM207 203V202H206ZM210 203H212V206H209V205H211ZM102 204V203H101ZM105 204H104V206H105ZM158 204L160 205L159 207L162 209V208H164V209H162V211H164L165 213H163L162 211H161V209L159 210L158 208H155L154 209V206L155 205H157L158 206ZM180 204V205H179ZM183 204V205H182ZM196 204H198L197 206H193V205H196ZM231 204H232V206H231ZM153 206V207H151V209H150V206ZM162 205V206H161ZM169 206L170 207V209H169V207L168 208H166V206ZM186 205V206H185ZM204 205V204H203ZM204 205V206H205ZM233 205H236V207L235 206H233ZM238 205V206H237ZM244 205V206H243ZM114 206V207H113ZM117 206L119 207V208H117ZM147 208H146V207ZM156 206V207H157ZM203 206V207H204ZM207 206H206V208H207ZM98 207H100V206H98ZM97 206L95 207V209H99L100 210V208H98ZM102 207H103V205H102ZM185 207V208H184ZM196 207H200L199 209L197 208L196 209ZM218 207H220L221 209H219ZM240 207H242V209L240 208ZM186 209V211L184 210V209ZM194 208V209H193ZM206 208H205V210H206ZM238 208H240V209H238ZM245 208V209H244ZM94 209V208H93ZM92 209V210H93ZM102 210H103V208H101ZM106 209V208H105ZM111 209H113V211L111 210ZM152 210V211H150V210ZM156 211V212H154V210ZM159 211H158V210ZM202 209H204V208H202ZM209 210H211L210 208H208ZM207 209V210H208ZM92 210H91V212H92ZM101 210V211H102ZM168 210V211H167ZM169 210H171V211H169ZM208 210V212L207 213H209V214H213V212H210ZM220 210V211H219ZM226 210V213L228 212V210L227 209H225ZM240 210V211H239ZM243 210H245L244 212H243ZM248 210H250L249 212H246V211H248ZM251 210H253V211H251ZM256 210V211H255ZM98 210H96L95 212H97ZM101 211H98V212H101ZM104 212H106L105 210H103ZM112 211V212H111ZM117 211V212H116ZM157 211L160 213V215L161 216H163V214L165 215V216H167L166 218L168 219V217L173 221V223H172V221H171V232H170V229L167 231L168 232V235L169 234H172V236L175 238V240H172V236L170 237L171 239L170 240H172V241H170L169 240V238L168 237H166V236H168L166 233V229L165 228H169L168 226L166 227V226H164L163 224H165V223H163L162 224V221L163 222H165L164 220H166V224L168 223V221H169V219L167 220L164 216H163V218H165L164 220H163V218H160L161 216L159 215H157L156 213H157ZM161 211V212H160ZM185 211V212H184ZM196 211V212H195ZM93 212H94V210H93ZM92 212V214H94ZM120 212V213H119ZM153 212H154V214H153ZM169 213V216H168V213ZM171 212V213H170ZM202 212H203V210H202ZM206 212V211H205ZM251 212V215H253L254 213L253 212H255V214H257V215H255L254 214V216H251L250 215V218L248 217L249 216V213ZM260 212V213H259ZM101 213H103V212H101ZM107 213H108V210H107ZM119 213V214H118ZM158 213V214H159ZM177 213V214H176ZM238 214V218L237 219H235L234 217H233V215L234 216H236L237 214ZM259 213V214H258ZM91 214V215H92ZM96 215H99V213L97 214V213H95ZM94 214V215H95ZM150 214H152V215H150ZM214 214H216V215H214V216H217L218 215V213L216 212V213H214ZM245 214H246V216H245ZM95 215V216H96ZM108 216H109V213L107 214ZM112 215V214H111ZM155 215H157V217L155 218L154 216ZM172 215V216H171ZM179 217H178V216ZM198 215H199V218H198ZM201 215V216H200ZM220 215L221 214H219V217H220ZM240 215V216H239ZM107 216V217H108ZM114 216L116 217V218H114ZM150 216V217H149ZM173 216H174V218H173ZM194 216V217H193ZM205 218H204V217ZM223 216V215H222ZM226 216H230L231 217V219L229 220L228 219V222L229 221H234V222H229V225L232 223H234L235 225H230V226H237V227H231V229H230V226H227L226 224L228 223L227 222V218H226ZM92 217V216H91ZM113 217V218H112ZM174 219H172V218ZM208 217H210V218H208ZM212 217V218H211ZM218 217V216H217ZM233 217V218H232ZM237 217V216H236ZM242 218V220L241 221H239L241 218ZM246 217H248V218H246ZM259 218V222H258V218ZM156 220H155V219ZM157 218H160V219H157ZM176 218V219H175ZM193 218H194V220H196V218L197 219H202V218H204L203 220H199V221H197L198 223H201V226H200V224H199V226L200 227H203V228H205V232L207 231V230H209L208 231V233H209V235L207 236L206 234H208V233H203V234H201L202 233V231H201V233H200V235H204V236H206V240L209 238V236H210V238H209V240H207L208 241V243H209V247L211 248V245H213V243L215 244V245H213L212 247H214V249L212 250V248H211V251H212V253H209L210 252V248L207 246L208 244L207 243H205V246H207L209 249H206L205 248V246H204V248H203V246L202 245H200V246H202V247H200V249L201 250H199V251H197V248H198V245L197 244H199V243H197V244H193L192 243V245H191V243H190V245L189 246H187L188 244H189V242H195L194 241V239L192 238L193 237V235L191 234V233H194V232H196V230L194 231V229H196V226H197V230H200V229H203V228H199V226L196 224L195 225V223L196 222H194V226H192L193 224H192V221H190V222H188L190 219H192L193 220ZM208 218V219H207ZM245 218H246V221L247 222H245ZM254 218H255V220H254ZM257 218V219H256ZM155 220L152 224H150L151 222H152V220ZM207 219V220H206ZM211 219V220H210ZM213 219H215V221L213 220ZM223 220L224 219V221H222V223H220V220ZM248 219V220H247ZM251 219H253V220H251ZM123 220V221H122ZM162 220V221H161ZM250 220V221H249ZM157 221H160V224H159V222H157ZM169 221V222H170ZM205 221H207L206 222V224H205ZM212 221V222H211ZM239 222L241 225H242V227H240L241 225H238V223H236V222ZM254 221V222H253ZM256 221H257V223H256ZM209 222H210V224H209ZM216 222V223H215ZM223 222H225L224 224H223ZM249 222V223H248ZM251 222V223H250ZM176 223V224H175ZM214 223V224H213ZM220 223V225H218V224ZM245 223V224H244ZM252 223H256V224H252ZM139 224H141V226L139 225ZM155 224V225H154ZM158 224V226L156 227V225ZM169 224V223H168ZM167 224V225H168ZM186 224H189V226L193 229H190V230H192L193 232H191V233H189V231L188 232H186V233H184L183 231H184V229H185V226L184 225H186ZM192 224V225H191ZM204 226H203V225ZM216 224V225H215ZM252 224V225H251ZM153 225V226H152ZM161 225V226H160ZM163 225V226H162ZM169 225V226H170ZM205 225H206V227H205ZM210 225V226H209ZM254 225V226H253ZM152 226V227H151ZM157 228V230H156V228ZM160 226V227H159ZM173 226V227H172ZM207 226H209V227H207ZM224 226H225V228H224ZM140 227V228H139ZM161 227H163L162 229H159V228H161ZM182 227H183V230H182ZM187 227H188V225H187ZM187 227H186V229H187ZM190 227H188V228H190ZM194 227V228H193ZM223 227V228H222ZM238 227H240L241 229H242V231H241V229L240 228H238ZM253 227H254V230H253ZM257 227V228H256ZM199 228V229H198ZM213 228V229H212ZM217 228V229H216ZM220 228V229H219ZM226 228H227V230H226ZM237 229V231H233V229ZM152 229V230H151ZM165 229V230H164ZM207 229V230H206ZM222 229V230H221ZM238 229H239V231H240V233H238L239 231H238ZM257 229V230H256ZM182 230V231H181ZM189 230V229H188ZM214 230V231H213ZM218 230H220V231H218ZM226 230V231H225ZM140 231V232H139ZM147 231V232H146ZM162 231V232H161ZM186 231V230H185ZM218 231V232H217ZM229 233H228V232ZM231 231H233V233L231 232ZM255 231H256V233H255ZM144 232V233H143ZM153 232H155V234L153 233ZM164 232V233H163ZM182 232H183V234H182ZM217 232V233H216ZM228 233V236H227V233ZM251 232H253L252 234L253 235H251L250 233ZM161 233V234H160ZM175 233V234H174ZM187 233H189V234H191V238H192V240H189V242H188V240L186 239L187 237H188V234ZM199 233L197 234V233H195V235L196 236H194V238H196L197 237V235H198V237H199ZM214 233L217 235L216 237L217 238H215V235H214ZM238 233V234H237ZM258 233V234H257ZM122 234V235H123ZM166 234V235H165ZM185 234H186V238L184 237L185 236ZM237 236H236V235ZM243 236H242V235ZM246 234V235H245ZM249 234V235H248ZM255 234H256V237H255ZM128 235V236H127ZM156 235H157V237H156ZM164 235V236H163ZM179 235H182L181 237L179 236ZM235 235V236H234ZM239 235H241V237L239 236ZM258 235V236H257ZM121 236V234L119 235V237ZM159 236H160V238L162 239V240H160V238H159ZM176 236V237H175ZM232 237V238H230V237ZM233 236L234 237H236L237 238V240L235 239L234 241H238V243H239V240H242L241 242H242V244H238L237 242H234L233 241ZM239 236V237H238ZM247 236V237H246ZM250 236H251V238H250ZM123 237V236H122ZM125 237H123V238H125ZM128 237H130V239L128 238ZM150 237V238H149ZM244 237V238H243ZM253 237H254V239H253ZM138 238V239H137ZM164 238V239H163ZM166 238H168V239H166ZM182 238V239H181ZM184 238L187 240H185V242L186 243H184L183 244V242H182V240H184ZM190 238V237H189ZM190 238V239H191ZM224 238V239H225ZM249 239L250 241L252 240V242L250 243V241L248 242L247 241V239ZM122 239V238H121ZM197 239H199V238H197ZM196 239V240H197ZM201 239H202V237H201ZM239 239V240H238ZM245 239V240H244ZM126 240V239H125ZM127 240V241H128ZM167 240H169V242H172V243H174L175 242V244H172V243H170L171 244V246L169 245V242L167 241ZM202 240H205V237H204V239H202ZM258 240V241H257ZM140 241V242H139ZM164 241V242H163ZM174 241V242H173ZM201 241V240H200ZM207 241H205V242H207ZM227 241V242H226ZM230 241V242H229ZM141 242H143V244L141 243ZM149 242H150V244H149ZM155 242V243H154ZM165 242H167V244L166 245H164L165 244ZM187 242H188V244H187ZM199 242V241H198ZM202 242V241H201ZM200 242V243H201ZM257 242H259V244L257 243ZM262 242V243H261ZM228 243L230 244V245H228ZM245 243H247V245L245 244ZM260 243H261V246H260ZM141 244V245H140ZM187 244V245H186ZM201 244H203L204 245V241H203V243H201ZM225 244V245H224ZM250 244V246L251 247H253V249H251V247L250 246H248ZM253 244H255V245H253ZM258 244V245H257ZM162 245V246H161ZM172 245H175V247H176V245L178 246L177 248L179 249V246H180V249H181V251H180V249L178 250V249H175V251H177L178 250V253L176 254V255H174L175 254V251H174V247L172 246ZM194 245V246H193ZM257 245V246H256ZM173 247L172 249H171V251H169L170 249V247ZM187 246V247H186ZM192 246H193V249H192ZM235 246V247H234ZM260 246V247H259ZM190 247V248H189ZM194 247H197L196 248V250L194 249ZM246 247V248H245ZM248 247H249V250H248ZM135 248H134V251H135ZM261 248H262V252H261ZM205 249V251H204V253H203V250ZM139 250V251H138ZM156 250V251H155ZM195 250V251H194ZM221 250H222V252L223 253H221ZM257 250V251H256ZM172 251H174V252H172ZM179 251H180V253L181 252H183V256H182V254H180L179 253ZM185 251V252H184ZM197 251V253L198 252H200V251H202L201 253H203V255H207V256H209V255H212V257H209L210 258V260L211 261H206V259H209V258H207V257H205L204 256V258H203V255L202 254H198L197 256H199V258H200V260H199V258H198V260H199V262H198V260H195L196 258V254L197 253H195ZM207 251H209L208 253H207ZM219 251V250H218ZM234 251V250H233ZM256 251V252H255ZM259 251V252H258ZM205 252L207 253V254H205ZM258 252V253H257ZM5 253V252H4ZM142 253H143V255H142ZM172 253H174V254H172ZM242 253V254H241ZM255 253V254H254ZM263 253V254H262ZM6 254L7 255H9L10 254V252L8 251V248L6 249ZM174 255L175 257L177 256V255H179V256H177V258H175L174 256H172V255ZM184 254H185V256H184ZM187 254V255H186ZM189 254V255H188ZM139 255V256H140ZM145 255H147V256H145ZM159 255V256H158ZM201 255V256H200ZM157 256V257H156ZM187 256V257H186ZM244 258H243V257ZM146 257V258H145ZM184 257L187 259H185L184 260ZM192 258V260H191V258ZM229 257V256H228ZM243 258L244 259V261H243V259H241L240 261H239V258ZM251 257H252V259H251ZM142 258V257H141ZM173 258H175V259H173ZM234 258V259H233ZM257 258H259V259H257ZM168 259H169V261H168ZM201 259H202V261H201ZM203 259H205V260H203ZM214 259V260H215ZM249 259H251L252 261H249ZM258 260L257 262H255L256 260ZM215 260V261H216ZM255 260V261H254ZM261 260V261H260ZM197 261V262H196ZM201 261V262H200ZM204 261H205V263H204ZM226 261H227V263H226ZM233 261H235V262H233ZM146 262H149L148 260H146ZM189 262V263H188ZM217 263H218V261H216ZM228 262H230V263H228ZM262 262V263H261ZM212 263H213V261H212ZM217 263H215V264H217ZM219 263V264H220Z\"/></svg>",
    "mask_w": 264,
    "mask_h": 264
}]
</instances>
